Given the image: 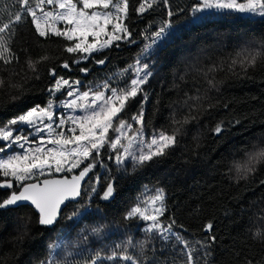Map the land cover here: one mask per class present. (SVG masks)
Returning a JSON list of instances; mask_svg holds the SVG:
<instances>
[{
    "label": "trees",
    "instance_id": "trees-1",
    "mask_svg": "<svg viewBox=\"0 0 264 264\" xmlns=\"http://www.w3.org/2000/svg\"><path fill=\"white\" fill-rule=\"evenodd\" d=\"M129 2L125 23L135 43L117 41L119 47L113 45L86 60L80 59V53H68L66 46L72 42L63 37H39L30 17L16 25L10 47L18 60L8 65L0 62V126L37 104L44 106L50 98L55 100L56 111L59 109L58 103L66 99L65 90L50 97L48 88L54 83L50 69L55 68L67 79H79L82 92L96 89L109 78L114 86L122 84L132 76L131 71L121 75L123 70L137 59L148 63L153 72L144 85L149 97L144 104L145 134L160 130L170 134L179 127L174 120L185 116L196 119L183 125L178 142L166 155L141 167L134 169L131 160L118 167L105 152V166L89 173L77 202L66 204L52 227L35 222L36 233L16 254L15 264H41L50 257L57 264H86L96 252L107 255L117 250V245L128 247L140 264H183L185 257L179 246L162 245L144 232L143 221L124 218L159 188L166 194L165 223L169 218L177 221L174 230L183 232L197 249L199 264H203L205 249L196 241L211 243L206 239L210 235L216 237L208 249L210 264H264V242L253 237L255 231L264 229V219H260L264 215V162L247 179H239L235 170L236 163L246 162L253 145H264V17L228 10L194 16L191 7L198 0H170L176 13L171 18L163 6L140 16L134 10L139 0ZM18 9L17 0H0V22H7ZM166 19L171 20V27L165 36L143 51L152 42L151 33ZM256 52L261 53L256 65L245 71L241 61ZM41 57L47 59L36 64L34 73L28 61ZM105 57L103 65L95 62ZM75 60L80 62L73 63ZM65 61L70 69L61 67ZM83 67L89 69L87 74L79 70ZM209 79L214 80L215 87L209 86ZM139 99L129 106L125 119L138 110ZM237 120L239 123H234ZM220 121L225 130L217 134L214 128ZM24 130L29 131L26 127ZM61 175L65 174L57 176ZM109 177L116 178L110 200L91 194L95 183L100 192ZM19 209L33 213L27 207ZM74 211L80 214L68 219ZM4 221L5 211H0V222ZM208 222L213 224L211 233L204 230ZM94 228L100 229L99 234L92 232ZM103 264L128 262L104 260Z\"/></svg>",
    "mask_w": 264,
    "mask_h": 264
},
{
    "label": "snow or ice",
    "instance_id": "snow-or-ice-1",
    "mask_svg": "<svg viewBox=\"0 0 264 264\" xmlns=\"http://www.w3.org/2000/svg\"><path fill=\"white\" fill-rule=\"evenodd\" d=\"M19 9L13 13L7 22H0V62L11 64L18 57L10 47L12 38L16 33V25L31 18L35 32L39 37H63L71 43L66 46L68 53H80V59H88L93 53L103 52L113 45L119 47L117 41L135 43L132 32L125 21L129 17V0H17ZM163 6L166 15L171 18L176 13L170 6V0H139L135 12L143 16L149 11ZM208 9L228 10L238 13H251L264 17V0H199L191 7V12H205ZM180 11H183L181 9ZM195 22V20L193 21ZM171 27V20L166 19L159 29L151 33V44L145 46L147 51L165 36ZM109 28L111 30L109 31ZM107 37L101 40V37ZM92 37V42H89ZM87 54V55H84ZM260 52L249 54L241 61L244 70L256 65ZM47 59L41 57L38 61L29 59L28 67L35 73L36 64ZM98 59L95 62L103 65L106 61ZM75 60L73 63H79ZM236 61H233L235 64ZM61 67L70 69L65 61ZM87 74L89 69H79ZM131 71L130 79L122 84L113 85L111 78L105 80L96 89L89 88L80 91L81 81L70 80L58 75L55 68L50 69V76L54 83L48 88L50 97L66 90V99L60 105L66 110L82 115L58 114L55 100L50 98L44 106L39 104L16 118L9 119L0 126V190H6L5 197H0V209L11 206L30 204L38 213V223L41 226L54 225L60 215L61 206L66 201L73 200L81 195V182L89 177V173L97 166H105L103 155L114 160L117 166L126 164L129 160L133 168L141 167L155 157L164 156L167 150L178 142V134L183 125L196 119L194 116H185L182 120H174L175 125L169 134L166 130L153 133L150 138L145 137L147 121L145 119L144 104L148 100V93L144 85L149 83L153 76L148 63L137 59L134 65L124 69L121 75ZM38 78V77H37ZM3 81H0V85ZM210 87H215L213 79L208 80ZM139 99V108L130 118L125 119L129 106ZM196 99H199L198 97ZM226 107V105H225ZM234 123H239L235 121ZM24 126L29 131L25 132ZM224 122L220 121L214 128L217 134L224 131ZM78 133V134H77ZM19 149L16 151L14 149ZM264 162V145H253L247 152V160L243 164L236 163L235 170L239 179H247L255 173L256 166ZM71 179L68 173H74ZM231 170V169H230ZM62 178H55L59 174ZM43 177V179H41ZM115 177H109L100 192L95 186L91 187V194H96L101 200H110L115 193ZM100 177L97 176V183ZM264 184V181H261ZM142 204H136L125 215L126 220L139 219L144 222V232L153 239H159L162 245L171 244L173 248L179 246L185 259L183 264H199L197 249L183 232L174 230L177 221L169 218L165 223L167 213L166 194L163 188L156 189L155 194L147 197ZM80 213L74 211L68 219H73ZM264 219V215L260 217ZM183 228V225L179 226ZM204 230L211 233L213 224L208 222ZM99 234L100 229H92ZM154 234V235H153ZM254 238L264 242V229L253 233ZM87 240V237H84ZM211 243L216 240L215 235L206 238ZM131 243V242H129ZM204 251L203 264H210L208 250L211 243L196 241ZM52 247H58L53 245ZM141 251L144 244L140 245ZM112 250L110 254L103 255L102 251L86 262V264H103L104 260H120L128 264H140V261L129 254L128 247ZM119 250V251H118ZM41 264H57L51 257ZM248 264H252L249 261Z\"/></svg>",
    "mask_w": 264,
    "mask_h": 264
},
{
    "label": "rangeland",
    "instance_id": "rangeland-1",
    "mask_svg": "<svg viewBox=\"0 0 264 264\" xmlns=\"http://www.w3.org/2000/svg\"><path fill=\"white\" fill-rule=\"evenodd\" d=\"M207 11L216 12V11H227V10L208 9L205 12ZM234 13L245 16L247 15L255 16V17L258 16L251 13H238V12H234ZM110 30L111 28H109V31ZM106 38L107 37L102 36L101 40H104ZM92 39H93L92 37H89V42H92ZM65 98H66V90H65ZM1 105H2V101L0 100V106ZM58 106H59V109L57 110L58 114H65V115L83 114L79 110H77L75 113H73L71 110L66 111L60 105V103H58ZM153 133L155 132H150L148 135L145 134V137L150 138V136ZM95 185L96 183L94 184V186ZM5 195L6 193L0 192V197H4ZM5 218L6 221L0 222V264H15L16 254L24 250L27 239L29 237H32L36 233V228H35L36 216L33 213H30L27 209L17 208L14 210L5 211Z\"/></svg>",
    "mask_w": 264,
    "mask_h": 264
},
{
    "label": "water",
    "instance_id": "water-1",
    "mask_svg": "<svg viewBox=\"0 0 264 264\" xmlns=\"http://www.w3.org/2000/svg\"><path fill=\"white\" fill-rule=\"evenodd\" d=\"M73 174H78V172H76V173H72V174L68 175V178L71 179V176H72ZM62 177H63V175H61V176H56L55 178H62ZM41 179H43V178H41ZM86 179H87V177L85 178L84 181L81 182V186L84 185ZM0 192H6V190H0ZM78 198H79V197H77V198H75V199H73V200H70V201H66L65 205H62V206H61L60 214H61L63 208L66 206V204H68V203H76L77 200H78ZM20 207H27L28 209H30V210L33 212V214L36 216V222H37V225H38V226H41V225L38 223V218H39V217H38V213L36 212V210H35L30 204L25 203V204L20 205V206H11V207H8V208H5V209H0V211H9V210H14V209H17V208H20ZM59 217H60V215H59ZM58 219H59V218H58ZM52 226H53V225H52ZM52 226H50V227H52ZM41 227H46V226H41Z\"/></svg>",
    "mask_w": 264,
    "mask_h": 264
},
{
    "label": "built area",
    "instance_id": "built-area-1",
    "mask_svg": "<svg viewBox=\"0 0 264 264\" xmlns=\"http://www.w3.org/2000/svg\"><path fill=\"white\" fill-rule=\"evenodd\" d=\"M87 209H85L84 211H86Z\"/></svg>",
    "mask_w": 264,
    "mask_h": 264
},
{
    "label": "flooded vegetation",
    "instance_id": "flooded-vegetation-1",
    "mask_svg": "<svg viewBox=\"0 0 264 264\" xmlns=\"http://www.w3.org/2000/svg\"><path fill=\"white\" fill-rule=\"evenodd\" d=\"M5 197V196H4Z\"/></svg>",
    "mask_w": 264,
    "mask_h": 264
}]
</instances>
